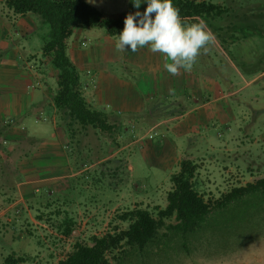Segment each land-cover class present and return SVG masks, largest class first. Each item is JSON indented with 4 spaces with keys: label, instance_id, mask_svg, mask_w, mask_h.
Segmentation results:
<instances>
[{
    "label": "crops",
    "instance_id": "1",
    "mask_svg": "<svg viewBox=\"0 0 264 264\" xmlns=\"http://www.w3.org/2000/svg\"><path fill=\"white\" fill-rule=\"evenodd\" d=\"M204 1L224 6L228 13L204 20L215 40L207 53L202 51L190 72L181 69L173 76L164 67L165 57L149 48L132 52L128 47L119 52L115 47L118 37H109L99 28H94L98 32L75 30L68 55L81 75L89 103L119 119L123 128L119 136L123 141L128 139L122 150L127 149L129 155L141 153L161 170H179L180 161L190 158L200 164L201 176H208L210 167L232 173L238 165L228 161L236 159L234 152L239 151L242 156L250 153L246 158L254 159L246 169L239 166L249 175L257 174L256 160L261 157L252 154L255 147H246V139L240 140L237 148L226 141L224 148L217 150L206 132L213 122L230 128V122L241 115L243 103L251 106L248 118L244 116L250 119L251 127L262 121L264 0ZM146 7L143 1L132 14L143 13ZM38 24L44 29L42 34ZM46 28L35 15H15L0 0V231L4 232L16 221L27 220L35 228L36 224L44 226L43 214L47 215L46 208L57 190H68L67 179L80 178L87 167L75 171L65 132L59 125L53 104L58 73L42 55L43 39L49 31ZM185 93L188 111L182 118L144 123L148 100L155 96L179 98ZM154 133L157 135L149 139ZM208 152L215 155L208 157ZM125 167H129L127 160ZM200 174L201 186H205L208 182L204 183ZM32 203H44L40 216L32 215L38 210Z\"/></svg>",
    "mask_w": 264,
    "mask_h": 264
},
{
    "label": "trees",
    "instance_id": "2",
    "mask_svg": "<svg viewBox=\"0 0 264 264\" xmlns=\"http://www.w3.org/2000/svg\"><path fill=\"white\" fill-rule=\"evenodd\" d=\"M3 1L15 15L33 14L48 26L42 55L49 58L58 73L53 104L77 172L82 168L81 161L88 159V155L83 158L80 147L90 131L106 134L113 142L123 128L114 115L89 103L81 75L68 55V43L75 30L99 28L109 37H118L126 16L108 17L84 0ZM173 4L185 25L222 18L228 13L226 7L204 0H173ZM187 96V93L179 98L155 96L148 100L142 117L144 123L182 118L188 111ZM116 161L118 166L115 169L109 166L113 160L101 164L103 170L99 174L109 178L117 187L114 180H120L124 172L123 162ZM200 169L199 163L190 158L182 159L178 172L170 177L172 187L167 192L164 208L155 206L148 209L136 204L116 218L118 222L127 224L126 228L116 226L103 236L90 237L88 243L76 242L71 252L57 264H110L109 258L125 263L143 253L151 257L156 248H159L157 255H160L172 243L188 256L192 255L193 246L198 249L204 242L218 241L225 248H232L233 244L228 245L223 240L246 232L256 217L264 220V178L233 187L217 198H206L198 178ZM55 228L62 236L70 237L76 231V224L66 215ZM118 254L122 257L119 258ZM31 260L29 256L11 254L3 264H26Z\"/></svg>",
    "mask_w": 264,
    "mask_h": 264
},
{
    "label": "rangeland",
    "instance_id": "3",
    "mask_svg": "<svg viewBox=\"0 0 264 264\" xmlns=\"http://www.w3.org/2000/svg\"><path fill=\"white\" fill-rule=\"evenodd\" d=\"M84 1L106 16H127L134 10L132 0ZM143 1L147 3V0ZM35 18L38 19L39 17L35 15ZM40 27V29L38 28L39 33L43 30L42 34L44 29L42 26ZM100 31L105 32L103 29ZM92 32H98V29H93ZM250 110L251 106L243 103L240 109L241 115L236 116V119L230 122V128L220 122H213L206 133L210 144L217 150L224 148L226 141L232 142V147L237 148L240 145V140L246 139V147L249 145L255 147L252 154L261 157V159L256 160L257 171L260 170V172L252 175L247 174L244 169L254 159L246 158V156H251L250 153L247 155L243 153L242 156L241 152L236 151L234 154H238L236 155L237 158L234 159L233 157L231 161H228L238 165V168H234L232 173H227L226 169L223 168L210 167L209 170L212 171L210 175L207 176L203 173L201 176L200 174L202 181L208 182L205 186H201L205 188L206 198H217L233 187L243 186L250 180L254 182L258 180L257 178H264V116L260 118L262 121L259 126L251 127L250 119L246 120L244 117L248 118L247 114H250ZM127 143L128 139L123 141L118 135L112 142L108 135L90 131L88 136L83 139L80 147L84 154L83 158L88 155V159L81 161L82 167L87 166L86 171L79 176L80 178L72 176L67 179L68 190L66 189L63 193L57 190L53 196L54 200L50 201L51 205L46 208L49 210L47 215L43 214L42 224L44 226L41 227L40 224H36L37 228H35V224L24 220L9 224V227H5V232L1 229L0 264H3L4 259L13 253L29 256L32 260L26 264H57L59 260L64 259L71 252L72 246L76 242L88 243L90 237L103 236L111 232L116 226L126 228L127 224L118 222L116 218L122 212L134 208L136 204H141L148 209L155 206L164 208L167 204L165 199L168 189L172 186L170 177L178 171V168L171 167L167 170H161L150 165L141 153L132 152L129 155L127 149L123 151ZM110 152L113 154L112 157ZM214 155V153L208 152L207 156L213 157ZM219 157L223 159V156L220 155ZM117 159L123 162L122 172L124 173H121L120 180L115 178L114 182L118 183L116 187L110 183L109 178L102 177L99 172L107 160H113L109 166L115 169L118 166ZM221 159L219 160L220 167L223 166ZM126 160L129 162L127 170L125 167ZM214 162L218 166L217 162ZM101 164L103 165L101 166ZM240 164L244 169L239 166ZM231 184L235 186H230ZM43 204L39 206L32 203V207L38 208V210L32 211L34 217L40 216V207ZM17 210L20 208L18 207ZM20 215L18 213L17 218ZM66 215L72 218L76 224V231L70 237L62 236L55 228L56 224ZM28 231L32 233H27ZM223 242L228 243V245L233 244V247L225 248L223 243H218V241L204 242L202 247H197L198 249L193 246L192 255L189 257L185 252L179 251L177 246L172 243L166 251L163 249L164 251L163 253L161 251L162 254L160 255H157L159 248H156L151 252V257L143 253L139 258L129 259L125 263L119 262V259H109L110 264H264L263 219L256 217L253 226L248 228L246 232H240L236 237L223 240ZM117 256L122 257L121 254Z\"/></svg>",
    "mask_w": 264,
    "mask_h": 264
},
{
    "label": "clouds",
    "instance_id": "4",
    "mask_svg": "<svg viewBox=\"0 0 264 264\" xmlns=\"http://www.w3.org/2000/svg\"><path fill=\"white\" fill-rule=\"evenodd\" d=\"M132 2L139 9L143 0ZM214 40L203 20L185 25L173 0H147L143 13L137 11L126 16L115 47L119 52L130 47L132 52L149 48L160 53L165 57V69L175 76L181 69L192 71L202 51L207 53Z\"/></svg>",
    "mask_w": 264,
    "mask_h": 264
},
{
    "label": "built area",
    "instance_id": "5",
    "mask_svg": "<svg viewBox=\"0 0 264 264\" xmlns=\"http://www.w3.org/2000/svg\"><path fill=\"white\" fill-rule=\"evenodd\" d=\"M155 135H157V133L151 134V135L149 136V139H153Z\"/></svg>",
    "mask_w": 264,
    "mask_h": 264
}]
</instances>
